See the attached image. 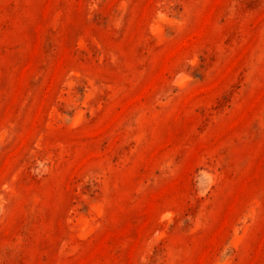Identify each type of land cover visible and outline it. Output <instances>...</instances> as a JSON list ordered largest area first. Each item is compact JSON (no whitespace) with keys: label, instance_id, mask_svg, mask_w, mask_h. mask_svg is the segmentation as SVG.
<instances>
[{"label":"rangeland","instance_id":"1","mask_svg":"<svg viewBox=\"0 0 264 264\" xmlns=\"http://www.w3.org/2000/svg\"><path fill=\"white\" fill-rule=\"evenodd\" d=\"M0 264H264V0H0Z\"/></svg>","mask_w":264,"mask_h":264}]
</instances>
